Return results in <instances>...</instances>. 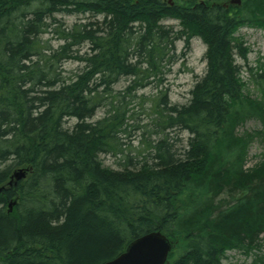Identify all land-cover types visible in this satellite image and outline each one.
Instances as JSON below:
<instances>
[{
    "label": "trees",
    "instance_id": "trees-1",
    "mask_svg": "<svg viewBox=\"0 0 264 264\" xmlns=\"http://www.w3.org/2000/svg\"><path fill=\"white\" fill-rule=\"evenodd\" d=\"M171 1L0 0V186L31 169L0 192V264H104L152 230L172 241L169 264H225L228 249L250 250L264 233V153L245 166L259 133L235 132L247 117L264 122V83L260 99L244 94L237 58L247 60L248 48L235 34L264 27V0L231 9L224 0ZM58 13L93 19L56 25L53 46L42 34ZM165 15L182 29L160 25ZM194 36L207 45V71L189 104L166 105L158 124L190 133L185 158H173L162 134L153 163L104 167L99 156L116 150L128 109L112 104L90 119L122 76L134 77L130 91L143 87L163 74L165 50ZM82 42L85 51L74 49ZM72 58L81 68L66 77L60 66ZM66 118L76 123L66 127Z\"/></svg>",
    "mask_w": 264,
    "mask_h": 264
},
{
    "label": "rangeland",
    "instance_id": "rangeland-1",
    "mask_svg": "<svg viewBox=\"0 0 264 264\" xmlns=\"http://www.w3.org/2000/svg\"><path fill=\"white\" fill-rule=\"evenodd\" d=\"M234 7L231 5L229 9ZM56 16L59 22H53V25L48 27V31L42 34V39L50 42L53 46H58L60 43L57 33L53 31L56 25L60 23L64 27H69L76 22H90L93 19L91 13L69 15L58 13ZM158 23L164 25L166 29H171L172 27L174 32L182 29L179 19L170 18L167 15L163 16ZM136 26L135 30L138 32L141 27L138 24ZM235 34L245 42L248 48L247 60L240 57L237 58V64L241 66V79L245 83L243 92L244 94H249L252 98L260 99V85L264 83V77H258L256 72H263L262 69L257 71V68L261 63H264V27L245 25L239 27ZM88 47L89 44L82 42L75 46L74 49L85 51ZM206 50L207 45L199 36H194L191 39L189 47L186 46L184 38L178 39L174 43V48L170 46L168 50H165L164 58L160 62L163 74H159L156 77L150 76L143 87H138L132 91L129 90V86L134 77L122 76L118 80L114 85L115 97L105 100L106 105L100 107L96 111L95 116L90 119V121H96L106 115L108 108L112 104L128 109L126 122L118 134L119 143L116 150L103 152L99 156L104 167L113 170H123L129 166V168L135 169L146 157L150 163H153L156 160L154 145L165 135L168 136L167 147L171 151L173 158L175 160H183L185 158V149L188 147L190 133L178 128L159 130L160 112L166 111V105L189 104L191 90L207 71ZM60 67L65 70L64 75L66 77H72L80 71L81 65L72 58L64 61ZM162 95L167 96L166 104L160 103V106L157 107ZM75 123L76 119L66 118L64 125L70 128ZM235 132L239 136L245 133H259L249 142L245 160L246 168L254 167L263 159L264 122L256 116L247 117L237 125ZM2 190L3 188L0 189V192ZM7 205L10 209V200L7 201ZM257 255L264 256V233L260 235V239L250 250L244 248L228 249L223 261L225 264H249Z\"/></svg>",
    "mask_w": 264,
    "mask_h": 264
},
{
    "label": "water",
    "instance_id": "water-1",
    "mask_svg": "<svg viewBox=\"0 0 264 264\" xmlns=\"http://www.w3.org/2000/svg\"><path fill=\"white\" fill-rule=\"evenodd\" d=\"M242 0H230L232 4H240ZM30 168L16 169L10 176L9 183L26 177ZM16 202L10 203V211ZM172 250L171 240L160 230L149 231L131 241L125 251L104 264H168Z\"/></svg>",
    "mask_w": 264,
    "mask_h": 264
},
{
    "label": "bare ground",
    "instance_id": "bare-ground-1",
    "mask_svg": "<svg viewBox=\"0 0 264 264\" xmlns=\"http://www.w3.org/2000/svg\"><path fill=\"white\" fill-rule=\"evenodd\" d=\"M181 130H183V129H181ZM183 131H185V130H183ZM190 138V137H189ZM187 149L190 147V143L188 142V144H187ZM187 149H185V150H187Z\"/></svg>",
    "mask_w": 264,
    "mask_h": 264
}]
</instances>
